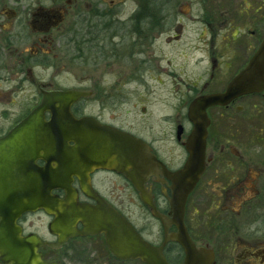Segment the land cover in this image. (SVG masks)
Masks as SVG:
<instances>
[{"label": "flooded vegetation", "instance_id": "flooded-vegetation-1", "mask_svg": "<svg viewBox=\"0 0 264 264\" xmlns=\"http://www.w3.org/2000/svg\"><path fill=\"white\" fill-rule=\"evenodd\" d=\"M263 42L264 0H0V162L8 161L11 134L44 104L47 123L56 109L87 121L96 140H138L158 162L144 187L169 221L167 235L124 174L88 161L89 188L147 240V227L130 217L125 197L131 194L161 226L160 236L147 241L166 243L167 262L184 264V249L170 239L177 227L170 223L174 184L166 173L189 163L193 105L225 95ZM198 110L208 122L205 170L186 201L187 233L203 262L209 256V264H264V91ZM67 146L75 157L74 141ZM53 157L37 159L38 170H57ZM71 177L79 203L96 205ZM44 182L46 191L65 199L64 189L49 177ZM38 215L47 219L45 237L29 229L28 218ZM54 221L40 210L18 222L25 236L44 244L45 262L73 259L78 242L100 239L107 249L103 236L50 247L59 242L50 232ZM107 251L106 258L123 263Z\"/></svg>", "mask_w": 264, "mask_h": 264}, {"label": "water", "instance_id": "water-1", "mask_svg": "<svg viewBox=\"0 0 264 264\" xmlns=\"http://www.w3.org/2000/svg\"><path fill=\"white\" fill-rule=\"evenodd\" d=\"M263 91L264 42L244 71L231 82L225 95L201 100L191 108L190 117L195 123V130L187 142L189 163L182 172L166 173L174 184L171 200L173 218L170 223L177 227V233L170 239L184 249V264H209L212 261L208 256L205 258L207 261L203 262L202 253L192 242L184 224L187 198L205 170L208 122L198 107L217 104L234 95ZM77 98L78 95H75ZM48 108L44 104L11 134L8 140L11 142V152L6 155L8 161L0 162V262L59 264L45 262L40 252L44 244L36 235L25 236L18 224L23 215L44 210L55 217L50 232L59 237V242L56 246L49 244L52 248L59 249L69 238L77 236H103L111 256L119 261L169 264L163 254L166 243L162 247L148 243L121 214L89 188L88 161L99 162L104 168L124 174L138 190L142 201L152 209L153 216L162 223L167 235L169 221L157 211L144 187L147 176L153 171V163H158L146 146L126 135L117 136L115 144L103 138L96 140L95 136L88 135L87 121H75L67 112L56 109H50L53 111L52 119L47 123L43 112ZM69 141H74L76 145L75 157L67 146ZM47 157H53L58 164L57 170H38L36 160ZM71 175L78 177L83 193L92 198L96 205L79 203L78 192L71 185ZM46 177L51 179L53 186L64 189V200L45 190ZM9 190L11 203L7 202ZM78 223L83 225L81 232L76 228ZM168 239L166 236V241Z\"/></svg>", "mask_w": 264, "mask_h": 264}, {"label": "rangeland", "instance_id": "rangeland-1", "mask_svg": "<svg viewBox=\"0 0 264 264\" xmlns=\"http://www.w3.org/2000/svg\"><path fill=\"white\" fill-rule=\"evenodd\" d=\"M125 201L129 204V207L132 210L130 217L132 218L134 224H137L138 227L146 226L148 232L146 233L147 240L152 241L156 239L161 234V226L146 210L141 204L134 203L132 195L125 197ZM131 203V204H130ZM29 229L39 233L41 237L47 235L46 225L47 219L42 216H32L28 218ZM77 249L73 259H66L64 264H141L139 262H130V263H120L113 262L106 258L104 245L100 239H94L92 241L78 242L75 245ZM81 253V254H80ZM80 254V255H79ZM86 259V263L84 262ZM0 264H2L0 262Z\"/></svg>", "mask_w": 264, "mask_h": 264}, {"label": "trees", "instance_id": "trees-1", "mask_svg": "<svg viewBox=\"0 0 264 264\" xmlns=\"http://www.w3.org/2000/svg\"><path fill=\"white\" fill-rule=\"evenodd\" d=\"M104 249L107 250V249L105 248V246H104ZM107 253H108V251H107ZM108 254H109V253H108ZM139 263H140V262H139ZM88 264H90V263H88Z\"/></svg>", "mask_w": 264, "mask_h": 264}, {"label": "clouds", "instance_id": "clouds-1", "mask_svg": "<svg viewBox=\"0 0 264 264\" xmlns=\"http://www.w3.org/2000/svg\"><path fill=\"white\" fill-rule=\"evenodd\" d=\"M55 166V165H54Z\"/></svg>", "mask_w": 264, "mask_h": 264}]
</instances>
